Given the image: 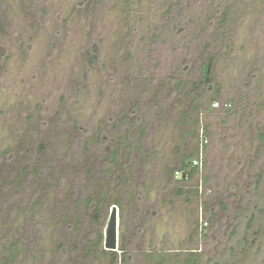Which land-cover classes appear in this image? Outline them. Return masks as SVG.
<instances>
[{"label":"rangeland","instance_id":"rangeland-1","mask_svg":"<svg viewBox=\"0 0 264 264\" xmlns=\"http://www.w3.org/2000/svg\"><path fill=\"white\" fill-rule=\"evenodd\" d=\"M177 77L189 97L169 96ZM162 87L155 119L149 103ZM197 94L194 141L183 116ZM136 102L150 152L141 158L122 145L114 162L110 151L135 131ZM197 147L198 174L177 184L180 156ZM6 151L10 168L55 157L44 175L29 168L20 188L17 168L0 178V259L16 243L15 264H109L111 205L96 211L85 204L91 197L123 202L117 254L129 259L118 264H153L154 253L230 258L244 232L240 212L264 199V0H0V159ZM261 243L253 264H264Z\"/></svg>","mask_w":264,"mask_h":264},{"label":"trees","instance_id":"trees-1","mask_svg":"<svg viewBox=\"0 0 264 264\" xmlns=\"http://www.w3.org/2000/svg\"><path fill=\"white\" fill-rule=\"evenodd\" d=\"M229 9L226 8L225 12V18L222 19L224 23L228 22L230 13L227 11ZM175 18H172V21ZM173 26H175L173 24ZM97 56H93L91 59V62L95 61ZM213 57L207 58L203 61L202 67H201V74H202V81L201 86L204 89V92L206 94H209L210 91L213 90L212 87V79H211V73H212V65H213ZM152 80V79H151ZM173 82V86L171 90L169 91V96L174 95L176 92H180L185 94L187 97H189L188 91L185 90V86L187 85L184 81H181L179 77L171 79ZM150 80L144 79L143 83L146 85L149 83ZM200 85H197L194 83L195 88H199ZM147 86V85H146ZM144 86V87H146ZM160 88L158 92L154 93L153 100L149 103L151 106L152 115L155 119L159 118L161 116V111L163 107L161 106L162 102L158 103V97L160 96L159 92L162 90ZM149 90V88H148ZM198 90H195L197 93ZM198 95V94H197ZM198 99L191 97L189 99L190 102H196L197 104H193L189 107L190 109L184 114L183 116V122L187 123L191 121L192 128L195 130L194 132V141H198L199 138V128H200V120H199V110H200V104L199 101L201 100L200 95H198ZM165 98H168L167 96ZM157 101V102H154ZM161 103V104H160ZM189 115L194 116V118H189ZM129 117H131L130 127H135V131L133 132V136L129 137L131 135L130 131H127V135H124L120 138V141L117 143L119 148L117 150L110 151L111 153V159L112 161H117V158L119 157V152L121 151L122 145L123 147L127 148L129 152L135 153L137 155H140L141 158H143L146 154H148L150 151L146 149L144 151L143 147V141L145 140L146 132L148 130V119L147 114L144 113L141 109V106L139 102H136L133 106L132 110L129 112ZM127 118H121L120 121L125 122L128 121ZM122 139V140H121ZM101 144V143H100ZM207 143L203 144V147H205ZM120 150V151H119ZM199 147H197L193 153L188 155H182L180 156V160L178 162V165H176L175 171H178L181 173V179L177 181V184L185 183V181H188L191 179L194 175L198 174L199 172V166H192V161L194 159L198 160L199 158ZM10 153V151H6L2 154V158L0 159V178L4 183H6L9 178L11 177V172L15 171L17 168H13L6 163L5 157ZM37 155V154H36ZM55 155H49L47 157H43L42 159L40 157L35 156L34 161L32 163V167H29L28 165H25L22 167H18L17 171L22 172L21 181H17V186H21L22 182H24L25 178L28 175V169L30 168L32 170V174L35 176L44 175L45 171L44 169H52V163ZM26 157L24 156L22 160H26ZM138 164L141 166L145 165V161L142 160ZM174 171V170H173ZM65 172V171H64ZM90 173L92 174V171L90 170ZM182 176H184L182 178ZM261 178V177H260ZM258 180V184L260 183V179ZM101 181V179H99ZM256 183V185H257ZM10 183L8 182L7 185ZM177 196H181L183 194L182 188H179L176 191ZM4 203V198L0 193V206ZM122 200H113V198H106L105 200L101 198H97L94 200L92 197L86 199L85 204H90L91 207H95L96 211L99 210V207L103 204L108 205H115V206H122ZM243 216H241V219L244 222V232L241 237V240L238 242L236 247H231V257L228 259H221L220 261L212 262L211 264H253L255 262L257 254L260 253L261 250V241L264 238V199L260 205H255L251 208H244L242 212H240ZM244 216H246L244 220ZM240 219V214L239 217ZM67 223V221H65ZM251 237V239H250ZM99 243L102 240V237H99ZM257 241V243H256ZM12 248L15 249V253L11 252V254L7 258L0 259V264H15L17 256H18V250L16 247V243L12 244ZM99 245V244H98ZM63 244H59L58 250L60 251V254L63 253ZM236 248V249H235ZM122 253L121 256H118L117 252L112 251H104L103 253L106 255L109 264H118L119 260L122 261V263L127 262L129 257L126 255L125 249H121ZM151 258L153 261V264H201V255H199L196 252H189L185 254H173L170 255L169 253H154L151 254Z\"/></svg>","mask_w":264,"mask_h":264},{"label":"water","instance_id":"water-1","mask_svg":"<svg viewBox=\"0 0 264 264\" xmlns=\"http://www.w3.org/2000/svg\"><path fill=\"white\" fill-rule=\"evenodd\" d=\"M117 218V207L115 205H112L109 210L108 222L105 228L104 249L106 251H118Z\"/></svg>","mask_w":264,"mask_h":264},{"label":"built area","instance_id":"built-area-1","mask_svg":"<svg viewBox=\"0 0 264 264\" xmlns=\"http://www.w3.org/2000/svg\"><path fill=\"white\" fill-rule=\"evenodd\" d=\"M216 105L218 106V104H216ZM225 107H227V106L225 105ZM205 143H206V141H205ZM192 163H193L194 166H198L200 164V161L199 160H194Z\"/></svg>","mask_w":264,"mask_h":264}]
</instances>
